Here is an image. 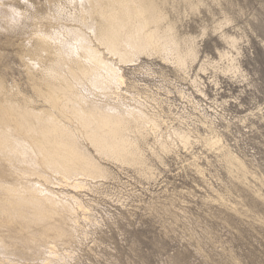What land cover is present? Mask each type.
Listing matches in <instances>:
<instances>
[{"label":"rangeland","instance_id":"374dc122","mask_svg":"<svg viewBox=\"0 0 264 264\" xmlns=\"http://www.w3.org/2000/svg\"><path fill=\"white\" fill-rule=\"evenodd\" d=\"M197 1L167 9L195 49L184 66L174 55L121 64L104 54L123 80L109 103L155 123L137 137L143 163L86 144L104 178L40 181L74 209L71 232L52 240L54 254H2L0 264H264V0ZM8 2L23 18L0 11V76L34 96L23 56L38 28H56L57 0Z\"/></svg>","mask_w":264,"mask_h":264},{"label":"bare ground","instance_id":"6f19581e","mask_svg":"<svg viewBox=\"0 0 264 264\" xmlns=\"http://www.w3.org/2000/svg\"><path fill=\"white\" fill-rule=\"evenodd\" d=\"M174 1L57 0L56 28H38L23 56L35 95L0 76V255L55 253L52 240L71 232L74 209L40 181L50 184L52 174L67 184L104 178L86 144L121 163H143L137 137L152 121L139 109L109 103L123 80L104 54L121 64L142 54L174 55L184 66L195 49L170 19ZM183 2L191 9L199 5ZM98 95L108 102H96L92 96Z\"/></svg>","mask_w":264,"mask_h":264},{"label":"clouds","instance_id":"9594fccd","mask_svg":"<svg viewBox=\"0 0 264 264\" xmlns=\"http://www.w3.org/2000/svg\"><path fill=\"white\" fill-rule=\"evenodd\" d=\"M22 2L27 3V0H22ZM0 11H6L9 13L11 23L13 24L18 23L23 18V12L12 6L8 0H0Z\"/></svg>","mask_w":264,"mask_h":264}]
</instances>
